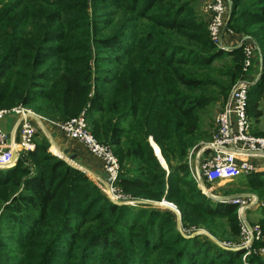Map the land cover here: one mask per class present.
<instances>
[{"label":"trees","instance_id":"trees-1","mask_svg":"<svg viewBox=\"0 0 264 264\" xmlns=\"http://www.w3.org/2000/svg\"><path fill=\"white\" fill-rule=\"evenodd\" d=\"M201 1L0 0V110L21 105L65 122L85 109L117 158L123 194L180 214L113 204L42 134L0 170V264H264L221 246L240 233L238 206L204 195L187 166L188 150L210 138L199 112L218 99L212 89L226 100L243 61L241 49L210 42ZM231 3L229 27L262 50L246 112L264 137V0ZM222 59L224 71L214 65ZM246 181L264 202V171ZM257 224L264 232V207Z\"/></svg>","mask_w":264,"mask_h":264},{"label":"built area","instance_id":"built-area-1","mask_svg":"<svg viewBox=\"0 0 264 264\" xmlns=\"http://www.w3.org/2000/svg\"><path fill=\"white\" fill-rule=\"evenodd\" d=\"M231 6V0H208L204 7V12L208 16L207 32L210 42L219 50L230 52L241 49L243 54L241 76L231 86L210 138L198 142L188 150L187 166L190 176L205 195H208L204 192L207 184L232 181L253 171H264V166H261V163L257 164L264 159V137L252 133V123L246 112L248 91L260 77L262 50L253 37L236 34L230 29L228 22ZM229 37H235L236 41L229 43L227 41ZM253 63L259 66V72L255 76L250 74ZM6 114H13L15 121L9 133L0 127V170L14 165L12 160L14 151L19 157L21 153L34 150L37 131L44 132L45 129L43 124L45 119L29 108L18 105L11 109H1L0 120ZM49 124L67 138L83 145L91 155L103 162L104 177L86 170L84 172L102 186L101 190L110 202L116 205L141 203L123 194L116 185L119 171L117 158L109 146L98 142L90 132L85 109L78 116L65 122ZM218 199L220 201L216 202L238 206L241 235L239 244L222 243L221 246L245 250L242 257L244 262L251 253L264 257V232L258 224L251 226L244 217L245 211L254 207V200L244 199L238 195ZM197 234L203 232L198 231ZM254 242L262 245L253 248Z\"/></svg>","mask_w":264,"mask_h":264},{"label":"rangeland","instance_id":"rangeland-1","mask_svg":"<svg viewBox=\"0 0 264 264\" xmlns=\"http://www.w3.org/2000/svg\"><path fill=\"white\" fill-rule=\"evenodd\" d=\"M206 1H208V0H202L200 2V4H199V14H200L201 19L203 21H206V23L208 24V21H207L208 16L204 12V7H205V4H206ZM231 30L234 32L233 29H231ZM238 34H240V33H238ZM245 35H249V34H245ZM249 36H251V35H249ZM251 37H253V36H251ZM214 65H215V67L217 69L224 71L225 70L224 68H227V66L229 65V59H222V60L216 62ZM215 74H217V72H215ZM220 80H222V79H220ZM220 82L225 83V81H220ZM229 91H228V94H229ZM211 92H213L218 99H216V101L211 103L206 109H204L203 111L199 112L201 131L207 133L208 135H211V132H213V130L215 128V125H216L217 116H218L221 108L223 107L224 102L226 101V100H223V98H222V96L220 94H218L219 91L217 89H212ZM228 94H227V97H228ZM32 111H34V110H32ZM14 121H15V116L13 114H6L0 120L1 129L4 132L7 133L8 130L11 128V125H12V123ZM43 122H44L43 123L44 126L46 127V130L48 132H50L48 127L50 126L49 122H51V121H48L47 119H45ZM54 123H59V122H54ZM257 128H259V126ZM37 132H38L36 134V139L37 140H40L41 137H42V134H43L47 138L48 142L49 143L51 142L52 139H51L49 133L47 134L46 131L44 133L41 130H38ZM200 141H202V140H200ZM51 147L52 146L50 145V149H51ZM56 152H57V154H59V151H55V153ZM60 155H62L64 157V159L68 160L67 157H65L61 152H60ZM158 160L160 162L159 158H158ZM260 162H261V166H264V159L262 161H260ZM160 164L164 167V165L161 162H160ZM255 173H256V171H253L251 174H249L247 176H242V177H239L238 179H235V180H232V181L219 182V183H215V184H207V187H205V189L207 190V192L209 194H211L213 197H217V198H224V197H228V196L238 195V196L243 197L244 199H252V200H254V202H255L254 207H252L251 209L246 210L245 213H244V217H245V219L247 221H249L250 223L255 225V224H257L258 220L260 219V217L262 215V208L264 207V202L262 200H260L259 197L255 193L250 192V191L247 190L246 177H248V176H250L252 174H255ZM90 179L93 182V184L96 186V188L105 196V193L101 190L102 186L99 183L97 184V182H94L92 180V178H90ZM214 202H216V201H214ZM155 203L161 204V206H157V207H159V208H161L163 210H169V211L173 212L174 214H175V211L178 212V209H177V207L174 204L166 202L165 200H162L160 202H155ZM256 203H258V205H256ZM260 204H263V205H260ZM172 206H174V208ZM237 217H239L238 211H237ZM238 221L240 222L239 218H238ZM192 230H194V229H192ZM195 231H197V232L198 231H202L204 236H206L205 233L209 235V233L207 231H205L204 229H199V230H195ZM240 242H241L240 233L237 236V238L234 239V240H226L225 239V240L222 241V243H232V244L240 243Z\"/></svg>","mask_w":264,"mask_h":264},{"label":"crops","instance_id":"crops-1","mask_svg":"<svg viewBox=\"0 0 264 264\" xmlns=\"http://www.w3.org/2000/svg\"><path fill=\"white\" fill-rule=\"evenodd\" d=\"M229 43H234L236 41L235 37H229L227 40ZM259 72V66L257 63H253L250 69L251 76H255ZM13 124V123H12ZM12 126V125H11ZM49 126L46 133L50 134L51 142L54 144V148L61 152L65 157L72 158L74 163L81 168V170H86L91 174H96L100 177H104L103 162L97 157L91 155L87 149L78 143L77 141L71 140L60 133L56 128ZM11 128L8 130L10 132ZM45 132V131H44ZM151 141V140H150ZM201 142V141H200ZM51 145V144H50ZM261 162L257 163L260 165ZM260 172V171H258Z\"/></svg>","mask_w":264,"mask_h":264},{"label":"water","instance_id":"water-1","mask_svg":"<svg viewBox=\"0 0 264 264\" xmlns=\"http://www.w3.org/2000/svg\"><path fill=\"white\" fill-rule=\"evenodd\" d=\"M44 131H46L45 129H44ZM51 143V146H54V144L52 143V142H50ZM154 144V143H153ZM153 144H152V141H151V145L153 146ZM154 147V146H153ZM160 154V153H159ZM56 156V155H55ZM161 156V155H160ZM57 157H59L60 159H62V160H64L65 162H67L69 165H71V166H73V167H75V168H77V169H79V170H81L80 169V167H78V166H74V165H72L70 162H74L73 161V159L72 158H67L68 160H66V159H64V158H61L60 156H57ZM17 159H18V156H17V153L14 151L13 152V154H12V160L14 161V164L16 163V161H17ZM165 169H167V167L165 166L164 167ZM81 171H83V170H81ZM208 198H210V199H212V200H214V201H220V199H218V198H216V197H213V196H210V195H206ZM230 197H232V196H230ZM141 203H144V204H149V205H152V206H155V207H157V206H161V204H159V203H155V202H148V201H141ZM173 208H174V206H172ZM175 213H176V215H177V220H178V222H180V214L177 212V211H175ZM247 226L249 227V224L247 223ZM207 236H209L208 234H207ZM210 237V236H209ZM213 241H215L214 240V238H212V237H210ZM216 242V241H215Z\"/></svg>","mask_w":264,"mask_h":264},{"label":"bare ground","instance_id":"bare-ground-1","mask_svg":"<svg viewBox=\"0 0 264 264\" xmlns=\"http://www.w3.org/2000/svg\"><path fill=\"white\" fill-rule=\"evenodd\" d=\"M53 147V149L55 150V151H58V150H56V148H54V146H52ZM57 153V152H56ZM58 156H60L61 158H64L62 155H60V152H59V154H58ZM69 161V160H68ZM70 162V161H69ZM72 165H74V166H76V164H74L73 162H70ZM204 192L206 193V194H208V195H211V194H209L208 192H207V190L205 189V187H204ZM212 196V195H211Z\"/></svg>","mask_w":264,"mask_h":264}]
</instances>
